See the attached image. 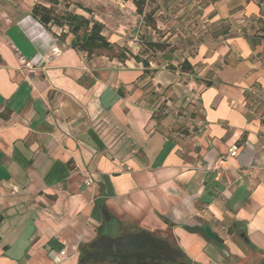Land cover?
Returning a JSON list of instances; mask_svg holds the SVG:
<instances>
[{
	"label": "crops",
	"instance_id": "crops-1",
	"mask_svg": "<svg viewBox=\"0 0 264 264\" xmlns=\"http://www.w3.org/2000/svg\"><path fill=\"white\" fill-rule=\"evenodd\" d=\"M156 1L177 52L146 78L132 56L68 45L40 60L56 38L0 11V264H77L127 232L173 240L187 264L264 258V39L210 34L264 0ZM185 58L191 72L168 67Z\"/></svg>",
	"mask_w": 264,
	"mask_h": 264
},
{
	"label": "trees",
	"instance_id": "trees-1",
	"mask_svg": "<svg viewBox=\"0 0 264 264\" xmlns=\"http://www.w3.org/2000/svg\"><path fill=\"white\" fill-rule=\"evenodd\" d=\"M153 0H132L136 6L138 13L143 14L146 25H151L153 30L158 29L154 23V15L156 6L145 11L144 7L149 5ZM48 3L50 5H46ZM58 3L57 0H40L35 2L31 9V16L41 24L45 29L49 30L51 24L61 28L62 32L59 34L58 39L64 41V36L70 34V40L67 43L69 47L85 53L86 57L93 56L98 50L113 51L115 45L111 42L104 34V24L92 17H87L83 14L77 13L73 10H56L55 5ZM82 8L81 6H79ZM85 11L89 12L87 8ZM261 13L260 16L250 17L245 23H235L222 19L210 30V34L213 38H225L236 32L243 35L251 45H254L264 39V17ZM179 35V34H178ZM170 41L161 40H145L146 49L150 50L151 55H154L156 51H174V44H170ZM129 55L141 61L144 67L142 72L143 78L152 75L154 69L150 67L149 59L142 58L139 54L129 52ZM112 57L124 60L127 58L125 51L120 50L117 54H112ZM169 68L180 71H192V65L185 59H183L178 65L174 66L169 64ZM148 82H145V84ZM209 85V82H205ZM147 85V84H146ZM153 92L151 91L150 94ZM162 106H158V110ZM183 258L181 257V261ZM185 262V261H183ZM187 262V261H186ZM185 262V263H186ZM77 264H83L81 260ZM187 264V263H186Z\"/></svg>",
	"mask_w": 264,
	"mask_h": 264
},
{
	"label": "rangeland",
	"instance_id": "rangeland-1",
	"mask_svg": "<svg viewBox=\"0 0 264 264\" xmlns=\"http://www.w3.org/2000/svg\"><path fill=\"white\" fill-rule=\"evenodd\" d=\"M40 0H0V11L6 9H16L19 13L30 10L32 5ZM58 3L55 5L56 10H73L77 13L83 14L87 17H92L104 24V34L106 37L114 43L115 48L113 51L98 50L93 56L97 57H107L109 59H117L112 57V54H117L120 50L126 52L127 57H130L129 52L134 54H139L142 58H148L149 61L155 62L161 58V54L166 56V51H156L154 55H151L150 50L146 49L145 40H169L173 41V32L170 34L166 33V25L171 24L173 19L169 16H156L154 15V23L159 25L161 22L164 27L153 30L151 25H146L144 21L143 14H140L136 10L135 4L132 0H57ZM158 1L153 0L149 5L145 6V11L153 8ZM161 2V0H160ZM46 5H50L45 3ZM171 8L178 6V4L171 3ZM81 6L82 8H80ZM165 7V5L163 4ZM87 8L89 12L85 11ZM174 24H179L180 22ZM49 31L56 39L58 46L63 47L68 45L70 40V34L64 36V41L58 39L59 34L62 32L61 28L51 24L49 26ZM181 38H184L185 34L177 33ZM186 36V35H185ZM175 46V44H174ZM176 53L177 51L174 50ZM160 53V54H159ZM150 64V63H149ZM152 67V65L150 64ZM175 66V65H174ZM164 237V236H163ZM171 245H175L173 240H169ZM87 246L84 247L82 251V257ZM81 257L80 260L83 258ZM186 262L185 259H182ZM82 262V261H81ZM83 264H93L92 262H82ZM98 264V263H97Z\"/></svg>",
	"mask_w": 264,
	"mask_h": 264
},
{
	"label": "flooded vegetation",
	"instance_id": "flooded-vegetation-1",
	"mask_svg": "<svg viewBox=\"0 0 264 264\" xmlns=\"http://www.w3.org/2000/svg\"><path fill=\"white\" fill-rule=\"evenodd\" d=\"M135 236L133 240L126 239ZM148 236H153L154 240ZM169 242L142 232L99 236L85 249L82 262L93 264H186Z\"/></svg>",
	"mask_w": 264,
	"mask_h": 264
},
{
	"label": "built area",
	"instance_id": "built-area-1",
	"mask_svg": "<svg viewBox=\"0 0 264 264\" xmlns=\"http://www.w3.org/2000/svg\"><path fill=\"white\" fill-rule=\"evenodd\" d=\"M61 52V49L59 46L57 45H53L51 48H50V51L43 55V56H40V60H48L50 57L52 56H56L58 55L59 53ZM237 153V146L236 145H231L229 148H228V154L229 155H235ZM222 159V156L218 158L217 161L214 162V165H217L218 162H220ZM86 184H89L90 183V179H87L85 181ZM65 252V250H62L61 253L63 254Z\"/></svg>",
	"mask_w": 264,
	"mask_h": 264
},
{
	"label": "water",
	"instance_id": "water-1",
	"mask_svg": "<svg viewBox=\"0 0 264 264\" xmlns=\"http://www.w3.org/2000/svg\"><path fill=\"white\" fill-rule=\"evenodd\" d=\"M134 237L135 236H128L126 239L133 240ZM148 237L151 238L152 240H154L153 236H148ZM109 240H112V238L109 237ZM176 254H177V256L182 257V253L179 250H177ZM258 264H264V258Z\"/></svg>",
	"mask_w": 264,
	"mask_h": 264
}]
</instances>
